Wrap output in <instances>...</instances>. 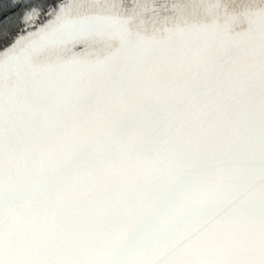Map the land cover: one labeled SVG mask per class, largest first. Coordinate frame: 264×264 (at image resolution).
I'll return each mask as SVG.
<instances>
[{"label": "snow or ice", "instance_id": "6c2138e0", "mask_svg": "<svg viewBox=\"0 0 264 264\" xmlns=\"http://www.w3.org/2000/svg\"><path fill=\"white\" fill-rule=\"evenodd\" d=\"M0 264H264V0H0Z\"/></svg>", "mask_w": 264, "mask_h": 264}]
</instances>
